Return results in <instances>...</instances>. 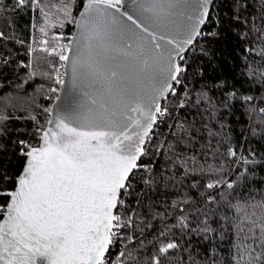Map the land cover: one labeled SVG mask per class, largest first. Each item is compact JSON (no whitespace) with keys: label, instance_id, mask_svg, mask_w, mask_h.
Wrapping results in <instances>:
<instances>
[{"label":"snow or ice","instance_id":"6c2138e0","mask_svg":"<svg viewBox=\"0 0 264 264\" xmlns=\"http://www.w3.org/2000/svg\"><path fill=\"white\" fill-rule=\"evenodd\" d=\"M27 2L18 0V5ZM211 3L87 0L76 21L77 34L49 53L59 57L66 73L70 70L65 82V73L55 69L65 97H57L55 110L45 109L50 118L37 129V143L24 138L14 142L21 158L19 174L10 172L8 146L0 140V198H6L0 204V264H108L106 253L113 238L126 227L120 212L124 197L132 194L134 170L144 166L138 161L146 155L157 114L168 112L162 110L161 99L176 95L175 86L183 84L190 70L203 76L208 71L205 61L214 65L213 71L223 68L215 49L199 50L200 66L187 59L198 37L210 35L215 43L223 30L202 29L212 20ZM233 19L239 22L241 16L234 13ZM251 30L264 40V14ZM207 103L216 115L220 106L211 97ZM222 103L228 106L227 101ZM4 135L0 129V137ZM189 136L191 144L194 132ZM229 153L237 156L232 148ZM240 159L244 165L264 166V157L255 152ZM246 173H241V180L252 178V168ZM233 183L227 182V188ZM179 224L190 228L183 219ZM260 230L264 233V224ZM177 247L172 241L164 244L154 264H164L162 258Z\"/></svg>","mask_w":264,"mask_h":264},{"label":"trees","instance_id":"16d2710c","mask_svg":"<svg viewBox=\"0 0 264 264\" xmlns=\"http://www.w3.org/2000/svg\"><path fill=\"white\" fill-rule=\"evenodd\" d=\"M84 1L28 0L21 7L18 0H0V129L5 130L0 140L8 146L13 174L19 173L21 159L14 142H38L37 129L46 124L45 109L57 93L51 89L59 87L54 76L59 57L40 46L71 35ZM210 13L203 31L223 29L220 37L215 43L210 35L198 37L187 59L200 66L199 50L215 49L223 68L213 71L205 61L203 76L190 70L175 86L177 94L164 100L161 108L168 112L158 114L138 163L144 166L134 170L132 194L124 197L120 214L126 227L118 230L106 256L122 251L114 264H154L159 248L170 241L178 247L162 258L164 264H264V166L240 159L250 152L264 157V40L251 30L261 22L264 0H215ZM231 92L234 97L226 94ZM208 97L220 106L216 115ZM250 167L252 178L241 180ZM229 181L233 188H227ZM209 183L217 187L210 189ZM3 203L6 198H0Z\"/></svg>","mask_w":264,"mask_h":264},{"label":"water","instance_id":"95a60500","mask_svg":"<svg viewBox=\"0 0 264 264\" xmlns=\"http://www.w3.org/2000/svg\"><path fill=\"white\" fill-rule=\"evenodd\" d=\"M214 1H215V0H213V2H214ZM86 3H87V0L84 1V3L82 4L81 8H80L79 11H78V13L76 14V17H75V20H74L73 31H72V33H71V35H70V40H71V39L77 34V32H78V28H77V25H76V21H78V20L80 19V14H81V12L84 10V7L86 6ZM212 4H213V3H211V4L209 5V10H211ZM203 28H204V26H202V29H203ZM63 73H65V74H64V76H63L62 78L65 80V82H67L68 79H69V76H70V70H69V72L66 73V72H65V69H64ZM65 94H66V93H65V89L62 88L61 85H59V87H58V91H57L55 97L53 98V100L51 101V104H50V108H49V109H53V110H55L56 107H57L58 104H59V101L57 100V97L59 96L61 99H63V98L65 97ZM168 96H169V95H167V98H168ZM165 99H166V98H162V99H161V101H160L161 107H162L163 102H164ZM49 118H50V116L48 117V119H49ZM157 122H158V114H157V121H156L155 124H153L152 130H151V132L149 133V135L152 133V131H153L155 125L157 124ZM147 140H148V138H147ZM147 140H146V144H147ZM146 144H145V146H146ZM141 158H142V157H141ZM138 163H139V161H138ZM18 174H19V173H18ZM106 254H107V253H106Z\"/></svg>","mask_w":264,"mask_h":264},{"label":"built area","instance_id":"2783aa9c","mask_svg":"<svg viewBox=\"0 0 264 264\" xmlns=\"http://www.w3.org/2000/svg\"><path fill=\"white\" fill-rule=\"evenodd\" d=\"M67 38H68L67 42H66V40H62V44H68V43H69V41H70V36H68ZM62 44H61V45H62ZM54 48H58V47H54ZM54 48H53V49H54ZM61 63H63V62H61V61L59 60L56 69H60V72L63 73L64 69H63V68H60ZM55 78H56V72H55ZM165 114H166V113H165ZM165 114L162 115V116H165ZM147 146H148V141H147V144H146V146H145L146 150H147ZM114 238H116V237H114ZM121 253H122V251H118V252H116V253L113 254V255H108V257H107V259H108V264H114V263H116V262L122 257ZM107 254H108V253H107ZM107 254H106V256H107Z\"/></svg>","mask_w":264,"mask_h":264},{"label":"rangeland","instance_id":"374dc122","mask_svg":"<svg viewBox=\"0 0 264 264\" xmlns=\"http://www.w3.org/2000/svg\"><path fill=\"white\" fill-rule=\"evenodd\" d=\"M62 40H66V42H67V40H68L67 36L66 35L59 36V38H58V44L57 45H54V46H46V45H44V46H40V48H42V49L47 48L48 51H51L54 47H58L59 45H61L62 44ZM54 76H55V72H54Z\"/></svg>","mask_w":264,"mask_h":264}]
</instances>
